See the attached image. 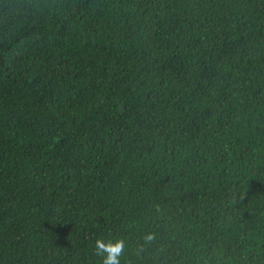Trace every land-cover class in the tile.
I'll list each match as a JSON object with an SVG mask.
<instances>
[{
    "label": "trees",
    "instance_id": "1",
    "mask_svg": "<svg viewBox=\"0 0 264 264\" xmlns=\"http://www.w3.org/2000/svg\"><path fill=\"white\" fill-rule=\"evenodd\" d=\"M117 238L264 264V0H0V264Z\"/></svg>",
    "mask_w": 264,
    "mask_h": 264
},
{
    "label": "clouds",
    "instance_id": "2",
    "mask_svg": "<svg viewBox=\"0 0 264 264\" xmlns=\"http://www.w3.org/2000/svg\"><path fill=\"white\" fill-rule=\"evenodd\" d=\"M146 238L150 239L151 237ZM95 247L97 253L102 255V264H120V257L125 247V241L120 238L114 240L97 239Z\"/></svg>",
    "mask_w": 264,
    "mask_h": 264
}]
</instances>
